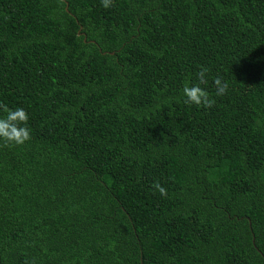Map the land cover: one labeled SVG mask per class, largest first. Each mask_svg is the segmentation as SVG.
<instances>
[{
	"label": "trees",
	"instance_id": "16d2710c",
	"mask_svg": "<svg viewBox=\"0 0 264 264\" xmlns=\"http://www.w3.org/2000/svg\"><path fill=\"white\" fill-rule=\"evenodd\" d=\"M0 104V264H264V0H0Z\"/></svg>",
	"mask_w": 264,
	"mask_h": 264
},
{
	"label": "clouds",
	"instance_id": "9594fccd",
	"mask_svg": "<svg viewBox=\"0 0 264 264\" xmlns=\"http://www.w3.org/2000/svg\"><path fill=\"white\" fill-rule=\"evenodd\" d=\"M111 0H102V6L107 8ZM207 69L201 68L195 74V82L190 81L185 84L182 91V102L185 105L210 107L214 101L210 99L209 93L206 92L201 84L205 83V75ZM212 84L215 86L216 95H223L228 88V82L223 81L220 77L212 79ZM28 113L23 107L16 106L9 108L6 105L0 104V141L12 144L22 145L30 139V128L27 126ZM160 196L166 195V189L159 183L153 185Z\"/></svg>",
	"mask_w": 264,
	"mask_h": 264
},
{
	"label": "water",
	"instance_id": "95a60500",
	"mask_svg": "<svg viewBox=\"0 0 264 264\" xmlns=\"http://www.w3.org/2000/svg\"><path fill=\"white\" fill-rule=\"evenodd\" d=\"M65 10L67 11V5H66V7H65Z\"/></svg>",
	"mask_w": 264,
	"mask_h": 264
}]
</instances>
